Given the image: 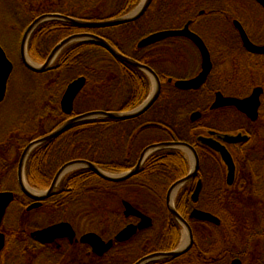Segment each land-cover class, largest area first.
Masks as SVG:
<instances>
[{
  "label": "trees",
  "instance_id": "trees-1",
  "mask_svg": "<svg viewBox=\"0 0 264 264\" xmlns=\"http://www.w3.org/2000/svg\"><path fill=\"white\" fill-rule=\"evenodd\" d=\"M23 1L26 2L29 0H21V2ZM62 1L51 0L49 7L43 9V11L33 6L29 7L31 4L28 6L24 4L18 8L15 7L13 15L16 16L13 17L19 20L22 18V15H24L25 9H29L28 11L32 17L30 20L28 19L29 17L26 19V22L29 20L25 26L26 29L34 20L44 14H62L72 18L89 21L105 20L124 16L135 10V7L141 2V0H117L116 9L108 11L107 8L111 7L114 0ZM155 1L153 8L156 9L160 7L163 9L177 8L178 6V0H175L176 2L174 1V3H172L171 0ZM210 1L212 2L210 4H220L218 2L220 0ZM59 3L62 4H60L62 8L56 7ZM191 4H194V1L187 3V5ZM52 6L53 8H50ZM216 9L217 8L213 7V10L218 11L214 13L215 15L221 14V11H224V9L221 8ZM173 12H175L176 18L170 23L173 25L171 28L178 27V22H184L182 13L171 11V13ZM120 27L126 29L127 25L118 26L116 28ZM116 28L88 30L61 21L46 22L39 26L32 35L29 42L30 52L32 57L36 59L39 58L40 61L38 62L41 63L62 40L75 34L85 32L96 34L105 40H109L116 49H119L121 46L118 41L112 37V35L115 34V32H113L115 30L112 29ZM125 31L126 30L122 33ZM122 52L126 54L124 50ZM107 57L114 62L116 67L121 65L130 70L129 65L127 66L118 60L116 61L99 45L86 41L76 42L61 53L55 64L56 67L61 68V71H59L60 80L56 81L54 78L50 79L49 75L45 78V75L41 76V74H36V76L46 79L41 83L43 100L45 101L44 116H47L49 109L52 108L53 112L50 113V116H52V119L55 121H58L56 125L59 126L63 123L65 116L61 112L59 105L60 86L63 89L67 81L72 82L79 77H85L87 79V85L76 101V106H78L81 100L85 103L84 109L79 111L77 110L78 108L75 109L77 115L99 110L118 113H120V111L130 112L145 102L150 93V81L139 72L138 91L136 87L137 84L132 83L127 89L129 91L128 95H126V93L123 94L124 91L120 89H117L118 93L117 90L112 88L114 81L107 80L111 72H114L113 69H110L113 65L110 63L108 69L99 68V65L106 63L104 58L106 59ZM263 71L264 70H262V72ZM56 74L58 76V73ZM56 74L52 72L50 76L53 75L55 77ZM127 79L126 81L130 82L134 79L132 71L129 73ZM171 86V84L168 85L167 82H163V90L158 101L145 115L151 113V111H158V113L151 115L147 121L140 122L141 117L144 116L142 115L138 119L133 118L131 120L118 121L100 118V120L79 122V124H75L66 134L36 148L31 153L26 166L28 184L32 189H48L61 166H64L68 162L81 159L98 165L108 173H123L133 169V167L137 165L139 157L143 153V149L147 146L163 142H187L195 147L198 152L200 171L197 179L202 180L203 187L198 200L199 202L194 204L193 201H191V196L197 181L196 183L190 182L187 184L176 199V209L180 212L182 217L191 224L192 232H194V246L186 255L180 256L179 258L161 259L148 264H231L232 260L236 258L240 259L243 264H247V261H251L250 264H254L255 261V264H264V260H259L249 255L254 251L252 247L253 240L260 244L262 243L264 246V128L256 129L255 127L256 123L261 120V116L255 123L243 116L247 119L248 125L240 124L238 127L235 126L233 131H226L231 133H248L250 137L244 144L232 147L236 148V157L233 156L234 154H232V156L235 159L237 171L234 184L229 186L226 179L227 169L218 154L198 143L197 138L200 136L199 133L203 131L201 120L192 121L190 119L191 116L186 119L184 115L179 119L178 124H171L169 119H167V122L164 120V116L170 117L175 105H182L187 99L191 100L192 98L201 101L202 105L199 103L194 104L188 111L202 112L203 114L204 111L208 110L205 104L210 101L214 91L203 93V95H199L198 93L184 95L172 92L170 88L173 87ZM218 89L225 94V89ZM166 90H168L167 94L165 92ZM128 96L130 97V101H128ZM201 97L206 98L204 103ZM5 101L0 104V107H2ZM162 101L164 102L161 103ZM122 102L126 105H124V109L120 110L122 107L117 108V104L122 106ZM101 107H107L110 110H102ZM229 115L231 116V113ZM111 121L117 122V124H121V121H124L122 123L129 124V126H126V129L130 130L131 135L129 136V145L126 152L132 160L127 161L126 164L123 165L115 164L118 160L109 153L106 138L100 137L98 134L100 130L110 127ZM19 122L21 125L23 121L21 122L20 118L14 119V127L11 132L7 131L4 135L0 136V192L4 191L1 185L10 178L11 173V177H13L16 165L18 170L19 159L25 147L30 142L47 135L44 134L39 137L35 136L31 138L25 133L18 134L19 128L15 123ZM22 126H24V123ZM141 126L142 129L140 131ZM152 127L164 131L167 133V136H165L163 140H152V143L134 148L137 136L142 134L146 129H152ZM16 132L17 134H15ZM81 149H83V151L80 152L79 150ZM134 149L135 155L133 156L132 151ZM107 155H110L113 160L108 159V164H105L102 160H104V157ZM188 173L189 163L182 151L177 149H163L162 151H156L153 155L148 157L138 174L122 183H111L104 179L102 180L95 175L94 172L87 169L68 174L61 181L58 192L56 191L55 193L60 199H57V197L52 198L46 204L50 206L46 208H49L53 212L51 214V224H54L73 221L69 216L70 208H72L71 205L75 204L85 194H87L86 196L94 197L101 201L112 199L115 196L114 193H122L125 190H129L134 199L146 197L149 204H154L156 208H151L157 214L156 222L155 224L153 223L154 226L146 231H139L137 236L127 243L116 244L114 250L109 252L106 256L115 257L118 254L122 257L123 261L128 262L125 264H135L139 259L148 256V254L168 252L178 248L181 241L182 227L175 221L171 213L168 212L165 199L167 190L175 184V181L184 178ZM133 205L143 214L150 216L148 211L143 210L140 205ZM25 206H27V204L21 201V207L23 208ZM197 208L205 212H210L215 217L219 218L221 224L215 226L209 222L206 223L190 219L192 210ZM252 208L254 211L250 212ZM123 212L122 210H115L112 215L104 212L101 215L102 218L100 222L105 224L109 221L108 219L112 218L116 226L119 225L122 228L126 227V224L129 222L135 223L137 221L133 218H126ZM124 222H126L125 225ZM154 227L155 231L152 232L151 230ZM3 228L2 226L0 231L5 232ZM26 229L27 228L22 222L20 227H18L21 236ZM203 229H207L206 234ZM16 243L20 247L23 241H16ZM12 245H14V242L10 239L7 246L10 248ZM131 250L133 253L130 252Z\"/></svg>",
  "mask_w": 264,
  "mask_h": 264
},
{
  "label": "water",
  "instance_id": "water-1",
  "mask_svg": "<svg viewBox=\"0 0 264 264\" xmlns=\"http://www.w3.org/2000/svg\"><path fill=\"white\" fill-rule=\"evenodd\" d=\"M258 4H260L264 9V0H254ZM153 0H143L135 10L132 12L125 14L124 16L105 19V20H80L77 18H72L67 15L62 14H44L34 20L25 33L23 34V38L20 44V55L21 59L28 70L34 72L35 74L46 73V71L52 66L55 59L69 46L75 44L76 42H91L99 45L104 51L108 52L116 61H120L126 65H130L136 69H140L145 72L152 80L153 87L149 97L136 109L131 110L130 112H105V111H90L89 113L79 114V116H75L68 121H66L59 128L51 132L50 134L43 136L42 138H38L32 142H30L24 149L21 158L19 159L18 170H17V182L18 186L21 189V192L29 198L33 203L27 208L28 211H32L34 209H38L41 207L42 202L52 197L62 179L68 175L72 169L79 168V170L87 169L91 172H94L102 180L108 182L122 183L128 179L133 178L138 172L142 169L145 160L153 155L156 151H162L163 149H177L184 152V150L188 151L193 160V166L190 170V173L186 175L184 178L175 181L168 190L165 199L166 207L169 213L173 216L176 222H178L182 227L183 242L177 249L168 252H158L153 254H148V256L143 257L138 260L135 264H148L150 262L158 261L161 259H176L180 256L186 255L189 250L194 246V232H192V227L188 220L184 219L180 212L176 210V195L177 191L189 184L190 182H194L199 173L200 168V160L198 156V152L192 145L187 142L173 141V142H163L157 143L150 146H147L143 149V153L141 154L137 165L133 167V169L129 171H125L120 174H111L101 169L98 165L94 163H90L86 160H75L66 163L64 166H61L57 174L55 175L50 187L45 191H39L37 189H32V187L28 184L26 178V166L28 159L31 153L38 147L43 144H47L54 139L58 138L60 135L64 134L68 129H70L75 124H79V122H89V120H100L103 119H114V120H131L133 118L141 117V115L148 112L151 107L158 101L161 92H162V81L157 76L156 72L141 64L139 61H135L130 57H126L120 50L116 49L109 40H105L104 38L94 35L89 32L78 33L73 36L67 37L58 43L48 58L43 64H35L28 54V45L31 40L32 35L37 30L39 26L43 23L50 21H61L66 22L72 26H77L82 29L95 30V29H106V28H116L118 26H123L131 22H135L140 19L146 12L150 9ZM234 27L237 33L241 37L242 44L244 48L251 54L264 55V45H257L250 40L248 33L240 21H233ZM178 38L185 37L190 39L195 46L198 47L199 52L202 56V67L203 70L201 74H199L196 78L191 80H178L174 83L176 89L179 90H197L201 87L203 83L207 80V76L210 74L212 70L211 56L208 50V47L205 45L203 39L200 36H197L192 31H190L189 26H186L184 29L180 30H165L157 32L156 34H151L147 36L144 40L139 43L140 47H147L148 45L158 43V41L166 40L168 38ZM14 69V65L11 60L8 58L5 50L0 45V104H2L7 96L8 83L10 77L12 75ZM170 82H173L170 79ZM86 78L79 77L76 80L69 83L64 96L61 100V109L66 116L73 115L75 100L78 98V95L86 86ZM264 90L260 87L255 88L251 93V96L247 98H238V97H229L224 96L222 93L217 92L215 95V101L211 106L213 109H223V108H235L242 115L247 116L250 121L255 123L260 117L259 110L261 108V98L263 96ZM201 114L199 112H195L192 114V121H197L200 119ZM198 143L202 146H206L211 149L213 152H216L225 168L227 169V184L232 186L235 182L236 176V164L235 159L233 158L230 147H235L240 144H244L249 140L247 134L243 135L242 133L237 134H218L217 132H209L208 135H202L198 138ZM70 171V172H69ZM203 187L202 180L197 181L194 192L191 196V201L194 204H197L199 201V197L201 194V190ZM15 200V194L10 191L0 192V227L3 225L4 218L7 214V211L10 205ZM124 212L123 215L126 218H137L138 222L136 224L130 223L124 229L119 231L116 234L115 240L104 241L102 237H100L96 233H85L82 237L81 241L83 243L88 244L92 249L93 253L98 256H104L108 253L112 248L114 243H127V241L132 240L137 236L139 231H146L154 226L152 218L147 214H143L139 209L134 207L128 201L123 202ZM190 219L195 221H201L206 223H211L215 226H219L221 221L219 218L215 217L210 212H205L200 209H193L190 215ZM32 237L42 244H51L59 238L69 237V239H75V231L72 226L67 222H62L58 224H54L52 226L46 227L44 229L37 230L32 233ZM5 234L0 233V262H1V254L5 248L6 244ZM231 264H243L240 259H233Z\"/></svg>",
  "mask_w": 264,
  "mask_h": 264
},
{
  "label": "rangeland",
  "instance_id": "rangeland-1",
  "mask_svg": "<svg viewBox=\"0 0 264 264\" xmlns=\"http://www.w3.org/2000/svg\"><path fill=\"white\" fill-rule=\"evenodd\" d=\"M29 1L21 2V0H0V45L6 51L9 59L12 61L14 65V70L11 75L9 84L7 86L8 87L7 98H6L5 103L2 105V107H0V136L4 135L7 131L11 132V130L14 127L13 120L14 119L16 120L18 118H20L21 122L23 121L21 125H20V122L15 123L17 127L19 128L18 134L25 133L31 138L35 136L39 137L41 135L50 133L51 130L56 125V123L58 122L57 120L55 121L54 119H52V116H50L51 115L50 113L53 112L52 108L49 109L47 116L45 115L46 118L44 116L45 101L43 100V93L41 90V83L44 81V78L40 76H36L35 73L28 70L21 59L20 44L23 38V34L25 33V29H26L25 26L27 22L30 20V18L32 17L30 16V13L28 11L29 9H25L23 13L24 15H22L21 19L16 20L13 17V16H16V15H13L15 7L18 8L19 6L24 5V4L27 6L31 4L29 7L33 6L34 8H37L43 11V9L49 7V5L51 4V0H37V1L31 0L30 2ZM116 1L117 0H114L111 7L107 8L108 11H113L116 9ZM142 1L143 0H141V2ZM174 1L175 0H171L172 3H174ZM191 1L193 0H178V2L184 5H187V3L189 2L191 3ZM218 2L225 3L228 6H218L215 8L229 9V12H228L229 16L236 20L240 19V21L243 23L245 27V30L247 31L249 36L254 40L255 43L261 44V42L264 41V18L263 19L260 18L261 13L258 11L255 4L250 2V0L249 1L248 0H220ZM201 3L207 4V3H212V2L209 0H206L203 2L201 0ZM60 4L61 3H59V5L56 7L62 8L61 7L62 4L61 5ZM50 8H53V6ZM211 9H213V7H211ZM155 10L156 8H152L149 11V13H153ZM187 10H177V12L179 11L183 12ZM27 18L29 20L26 22ZM182 19L186 20L184 17ZM172 22L173 20L167 18V20H165L164 23L162 22L157 23L155 25V28L161 27V29L166 30L167 28L173 27V25L170 24ZM181 24H183V22H178L177 26ZM206 24H207V27L205 28V30H203V36H205L206 44L209 46V49L211 50L214 56L219 57L218 55L224 54L225 52L227 53L228 51H230V49L233 46L232 44L236 45L235 41H231V39H235V37L237 36L236 34L237 31L235 32L231 24L228 25L225 23L223 14H218V15L213 14L212 18L207 19ZM112 30H115L113 31L115 32V34L112 35V37H114V39L118 41L119 45L124 47L123 50H126V51L130 45L137 44V42L140 40L143 34L141 32V36L137 35L136 37L128 38L127 36L129 35V31L127 28L124 29L120 27V28H116ZM124 30H126L124 32L125 34L122 33ZM28 54L30 56V59L35 64H41L40 62H38L40 61L39 58L36 59L32 57L31 52H30V43L28 45ZM190 56L194 58L193 55H190ZM104 61H106V63H103V65H99V68L108 69L109 68L108 65H110L111 63L113 66L110 69H113V70L115 69L116 66L114 65V62L111 61L108 57L106 59L104 58ZM258 70L259 69L255 70V74H257L255 76L253 75V73L247 72V64L243 63L241 72H240L241 78L243 79L242 84H241L242 86L241 87H230V86H227V83H226V80L228 78L227 76L228 68L225 67L223 68V71L225 73L221 71V76H223L224 79L220 83H217L216 85L218 88L225 89L224 92L226 95H229V96L242 95L243 96L245 94H248L252 90L253 82L264 86V71L262 72V70L264 69L262 68L261 71H258ZM152 87H153V82L151 81L150 93L152 91ZM167 91L168 90L165 91L166 94H167ZM184 95H183V98H184ZM164 101H162L161 103H163ZM197 103L202 105L201 101L195 100L194 98H192L191 100L187 99L186 102H183L182 105H178V106L175 105L173 107L174 109L170 117L168 118L164 116V120L167 122L168 121L167 119H169L171 124H174V123L178 124V121L179 119H181L182 115H184V117L188 119L193 112V111H188V110H190V108H192V106ZM84 105L85 103L83 102V100H81L78 103L77 110L79 111V110L84 109L85 108ZM262 105L263 106L260 110L261 120L258 123H256L255 125L256 129L264 128V96L262 99ZM118 107H120L119 104H117V108ZM101 109L102 110L105 109L107 111L110 110L107 107H101ZM208 111L209 110L203 112L206 118H209L208 117L209 115L206 116V114H208ZM154 113H158V111H151V113L142 116L140 119V122L147 121L148 118L151 117V115H153ZM228 113L229 111L215 113L211 117L213 120L211 119L209 120L211 122V124L209 125H211L212 127L215 126L217 128H221L223 131L224 130L233 131L234 127L235 126L238 127L240 124L248 125V121L245 117L240 116L234 112L230 116L229 115L230 113L229 114ZM122 122L124 121H121V124H117V122L111 121L110 127L100 130L98 133L100 137L102 136L106 138V144L109 147L108 149L109 153L115 156V158L118 160L116 163L115 162L114 163L120 164V165L126 164L127 161L132 160V158L126 152V149L128 148V145H129L128 143L129 136L131 135L130 130L126 129V126H129V124L122 123ZM244 122H247V123H244ZM23 123H24V126H22ZM208 132L206 131V129L203 128V131H201V133L199 134L200 136L202 135L204 136V135H208ZM225 133L233 134L231 132H225ZM15 134H17V132ZM165 136H167V133H165L164 131H161L160 129L153 128V127L152 129H146L142 132V134L137 136L134 148L136 147L139 148L144 144L152 143V140L154 141L161 140V139L163 140ZM79 151L81 152L83 151V149ZM134 151L135 149L132 151L133 156L135 155ZM183 153L188 160L189 173H190V170L193 166L192 157L190 153L186 150H184ZM231 153L234 154L233 155L234 157H236V148L231 149ZM108 159L113 160V158L110 155H107L106 157H104V160L102 161L105 164H108L107 163ZM78 169L75 168V169H72L71 172L70 171L69 172L72 174L73 172L78 171ZM11 176H12V173H11ZM11 176L10 178H8L7 181L3 182L1 185V188L4 191L11 190V192H13L16 197V199L13 201L15 203H13V205H11L8 209L6 218L4 220L3 229L10 230L11 228H18L20 227V224L22 222L24 223V226L28 228L27 227L28 221L30 222V225L32 227H46L50 225V223L52 222L51 214L53 212L49 208L44 207L39 212L33 213L28 216V214H26V211L24 210L25 208L21 207V201H23L25 197L23 193L21 192V189L18 186L17 165H16V170L13 173V177ZM195 183H196V180H195ZM186 185L181 187L177 191L178 193L176 195V199L179 197L181 191L186 187ZM41 190L45 191L46 189L41 188ZM86 195L87 194L83 195L82 198L78 200L75 204L71 205L72 208H70L69 216L71 220H73V222L75 223L76 225L75 228L77 229V232H79L80 235L84 233L92 232V233L99 234V236L103 237L105 240L114 238L116 233H118L124 227L121 228V226L119 225L116 226L112 218L108 219L109 221L107 223L102 224L100 222L102 218L101 215L104 212H107L106 214L112 215L115 212V210L124 211L123 202L125 201H128V202L130 201L133 204L140 205L143 210L148 211V214L153 219V223L155 224L156 222L157 214L155 213L153 209H151V208L156 209L155 205L152 203L149 204L148 199L146 197H140V198L134 199L133 195L131 194L129 190H125L122 193H114L115 196L112 199H107V200H102V201L98 200L97 198H94V197L92 198ZM84 209L86 211L83 214ZM251 211H254V209L252 208L250 212ZM80 213H82L83 215H81ZM126 222H124V225L126 224ZM151 231L154 232L155 227ZM206 231L207 229L204 230L205 234L207 233ZM181 233H182V230H181ZM183 236H184V233H182L181 235V241H180L179 246L183 242ZM252 247L254 251L251 252L252 254L250 253L249 255L252 257L254 256L258 258L259 260H264V246L262 245V243L260 244L259 242H255V240H253ZM130 252L133 253L132 250ZM6 259L7 260L4 259V262H2V264H14L10 261L8 255ZM131 259H134V258H131ZM131 259H128V260H131ZM250 262L247 261V264H250ZM122 263L125 264L128 262L123 261ZM255 263L256 261L254 262V264Z\"/></svg>",
  "mask_w": 264,
  "mask_h": 264
},
{
  "label": "flooded vegetation",
  "instance_id": "flooded-vegetation-1",
  "mask_svg": "<svg viewBox=\"0 0 264 264\" xmlns=\"http://www.w3.org/2000/svg\"><path fill=\"white\" fill-rule=\"evenodd\" d=\"M193 1H194V4H191V5H184V4L177 2V4H178L177 8L163 9L160 7V8H157L153 13H149L150 9H152L154 7L155 2H156L155 0H153V3L151 4L150 9L146 12V14H144L142 17H140V19L136 20L135 22H131V23L126 24L127 29L129 31V35L127 37L131 38V37H136L137 35L141 36V32H142L143 34H142L140 40L137 42V44L130 45L128 47L127 51L124 50L126 54H124L122 52L124 49L123 46H121V48H119V49L122 50V51L120 50V52H122V54H124L126 57H130L131 59H133L137 62L139 61L141 64L153 69L156 72L159 79H161V81H162V88H163V82L165 81V82H167L168 85H170V84L172 85L171 87H173V88H170V90L172 92H177L179 94L198 93L199 95H203V93H206L209 91L210 92L214 91V94L212 95V98L210 99V101L205 104V105H207L206 108L209 110L208 114H206V116L209 115L208 116L209 118H206L204 116V114H202V112H200L201 116H200L199 120H202L203 128L207 129L206 130L207 132L210 131V132H217L218 134H224L226 132L225 130L223 131V130L215 127V126L212 127L211 125H209V124H211V122L209 120L210 119L213 120L211 117L215 113H221L223 111H229L231 114H233V112L235 110L234 108L233 109L232 108H223V109H213V110L211 108V106L213 105V102L215 101V98H216L215 95L217 92L222 93L224 96H229V95H226L223 92H221L216 85L217 83H220L224 79L223 76H221V71L223 73H225L223 71V68H225V67L228 68L229 73L227 72L228 78L226 80L227 86L241 87L242 86L241 84L243 81V79L241 78V75H240L242 64L246 63L247 64V72H251V73H253V75L256 76L257 74H255V70L259 69L258 71H261L262 68L264 69V55L263 54L257 55V54H252V53L250 54L244 48L242 41H241V37L236 32V29H235L234 24H233V21L236 19L231 18L229 16V14H228L229 9H224V11H221V14H223V16H224L225 23L228 25L231 24L233 29L235 30V32L237 34L236 37L234 36L235 39H231V41H235L236 45L232 44L233 45L232 48L227 53L225 52L224 54H220V55H218L219 57L214 56L212 54L211 50L209 49V46L206 44L205 36H203V30H205V28L207 27V24H206L207 19L212 18L213 14L218 12V11L211 9V7L228 6V5L225 3H220L218 5L210 4V3L206 4V3H201V0H193ZM202 1L204 2L206 0H202ZM250 2L255 4L258 11L261 13L260 18L263 19L264 18L263 7L260 4H258L257 2H255L254 0H250ZM177 10H187V11H183V12H181V11L178 12L180 14L182 13V15L184 16V18L186 20H184L183 24L179 25L178 27L171 28L168 30H180V29H184L186 26H189L190 31H192L194 34H196L197 36H200L203 39L205 45L208 47V50H209V53L211 56V63L213 66L212 70H211L210 74L207 76L208 78L205 81V83H203L201 85V87L197 90H191V91L182 90V89L179 90V89H176L174 86L175 81L180 80V79L191 80L193 78H196L199 74H201V72L203 70L202 56L199 52L198 47L195 46L194 43L190 39H187L185 37H178V38H171L170 37L166 40L158 41V43L148 45L147 47H140L139 46V43L142 40H144L145 38H147V36H149L151 34H156L157 32H160V31H165V29H161V27L155 28V25L159 22L164 23V21L167 20V18H169L171 20L175 19L176 18L175 12L170 13V11H177ZM180 14H178V15H180ZM237 21H240V19ZM240 23H242V22L240 21ZM152 30H154V31H152ZM144 32L146 33V35ZM250 40L253 43H255L251 37H250ZM255 44L261 46V45H264V41H262L261 44L260 43H255ZM190 55H193L194 58H192ZM59 56L55 59L54 63L46 71V73L45 72L42 73L41 76L45 75L44 77L46 78V76L49 75L50 79L54 78L56 81L60 80L61 77H60L59 71H61V68L55 66ZM47 58H48V56L43 60V62H41V64H43ZM114 70H115L114 72H111V75L109 76V78H107V80L109 79L111 81H114V84L112 86L113 89H115V90L120 89V90L124 91L123 94L126 93V95H128L129 91L127 89L132 83H134V84H137L136 87H137V91H138V89H139V85H138V80H139L138 74H139V72L142 73L147 78V80L150 81V89H151V81L152 80L142 70H140V69L138 70V69L130 66V70L132 71L133 78H134L132 80V82L126 81V80H128L127 77H129V73L131 72L129 70V68H125L121 65H118V67H116ZM52 72H54V74L58 73V76L56 74L55 77L53 75H51L52 76L51 77L50 73H52ZM177 76H179V77H177ZM170 79H172L173 82H170ZM69 83H70V81H67L65 83V86H63V89L60 86V88H61V92H59L60 104H61V100L64 96V93H65ZM86 83H87V79H86ZM85 87L83 88V90L85 89ZM215 87H217V88H215ZM258 87H260L264 90L263 85H260L258 83L253 82L252 90L248 94H245L243 96L242 95H238V96L233 95V96L241 98V99L247 98V97L251 96V93L253 92V90L255 88H258ZM118 90H117V92H118ZM81 92H80V94H81ZM79 95H78V97H79ZM233 96H229V97H233ZM127 98H128V101H130V97L128 96ZM201 98L203 99V103H204L206 98H204V97H201ZM77 99H76V101H77ZM262 99H263V96L261 98V103H262ZM171 100H172V98H171ZM76 101L74 104H76ZM76 105L74 107L73 115H71V116H66L63 113V111L61 109V105H60L61 112L64 114L65 117H64L63 123L60 124L59 126L55 125L51 132H53L54 130L59 128L61 125H63L69 119H71L75 116H79L75 112V109L78 108V106H76ZM124 105H126V104L123 103L122 106H120V107H122V108H120V110L124 109ZM261 108H260V110H261ZM260 110H259V115H260ZM122 111H126V110H122ZM148 112H149V110H148ZM148 112H146V113H148ZM236 113L240 115V113H238L237 110H236ZM145 114H143V115H145ZM138 118H140V117H138ZM74 126H72L71 128H73ZM70 129H68L64 134H66ZM141 129H142V126L140 128V131H141ZM64 134H62V135H64ZM62 135H60V137ZM228 148H230V150L233 149L230 146H228ZM59 188L57 189V192H58ZM56 197H57L56 194H54L49 199L43 201L40 208L34 209L32 211H28L27 208L33 202L29 198L25 197L22 202L27 204V206H25L23 208H25L24 210L26 211V214H28V216H29L33 213L39 212L44 207L46 208V207L50 206V205H46L47 202L49 200H51L52 198H56ZM26 199H28V200H26ZM57 199H60V197H57ZM13 203H15V202H13ZM13 203L11 205H13ZM85 211L86 210L84 209L83 214ZM80 214L83 215L82 213H80ZM136 220L138 221V219H136ZM137 221L135 222V224L137 223ZM59 223H62V222H59ZM67 223H69L72 226L73 230L75 231V239L71 240V239H69V237H63V238L57 239L56 241L54 240V242L51 244H42L40 242H37L32 237V233L37 231V230L44 229L46 227H49V226H52V225L58 224V223H54V224L50 223V225H48L46 227H32L30 225V222L28 221V226H27L28 228L24 231L22 236H21V233H19L18 228H11L10 230L5 229V232L0 231V232H3L5 234V237H6V241H5L6 244H5L4 250L1 254L0 264H2V262H4V259L7 260L6 259L7 255H8L10 261L14 264H19V263L20 264H39V263H41V264L42 263L43 264L44 263L45 264H120L121 262H123L122 257L118 254L115 257L114 256L106 257L109 252L114 250L116 244H122V243H117V242L114 243L113 248L108 253H106V255H104V256L95 255L93 253V249L88 244L83 243L81 241V239L85 235V233L80 235L79 232H77V229L75 228L76 225L73 221H68ZM129 223H131V222H129ZM2 226H4V222H3ZM115 238H116V235L114 238H110L107 240H105L103 238V240L106 242V241H110V240H115ZM10 239L13 240L14 245H12L10 248H8L7 244H8V241H10ZM20 240H22L23 243L19 247V245L16 243V241H20ZM7 251H8V253H7ZM4 252H5V254H4Z\"/></svg>",
  "mask_w": 264,
  "mask_h": 264
}]
</instances>
